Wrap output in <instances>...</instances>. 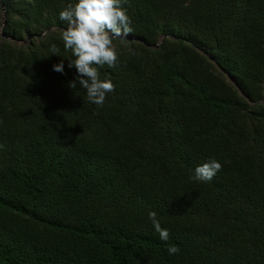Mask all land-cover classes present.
I'll list each match as a JSON object with an SVG mask.
<instances>
[{"label": "trees", "instance_id": "1", "mask_svg": "<svg viewBox=\"0 0 264 264\" xmlns=\"http://www.w3.org/2000/svg\"><path fill=\"white\" fill-rule=\"evenodd\" d=\"M2 16L0 264H264V0Z\"/></svg>", "mask_w": 264, "mask_h": 264}, {"label": "rangeland", "instance_id": "2", "mask_svg": "<svg viewBox=\"0 0 264 264\" xmlns=\"http://www.w3.org/2000/svg\"><path fill=\"white\" fill-rule=\"evenodd\" d=\"M2 23H3V16L1 17V20H0V30H1V26H2ZM28 38L26 36L23 37V40H19V41H16V40H11L14 44H18V45H24L25 42H27Z\"/></svg>", "mask_w": 264, "mask_h": 264}]
</instances>
